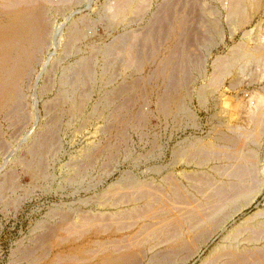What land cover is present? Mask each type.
I'll return each mask as SVG.
<instances>
[{"label":"rangeland","instance_id":"1","mask_svg":"<svg viewBox=\"0 0 264 264\" xmlns=\"http://www.w3.org/2000/svg\"><path fill=\"white\" fill-rule=\"evenodd\" d=\"M219 1L150 0V5L148 4V9H146V11L144 12L145 14L143 13L142 15H139L137 17H132V19L130 18L131 20H129L128 22L111 23L108 17V13H106L105 11H107L108 7L112 5L114 0H75L76 4L65 10L63 17L62 15L55 17V19H57L55 22V26L59 27L58 29L60 32H57V35L55 36L56 38L54 39V42L48 50L47 62L43 66L41 65V67H38V71L33 76L29 87H27L23 91L24 97L22 99L23 104L21 105V112L24 111V117L20 119L21 121L18 120L13 123V125L10 123L9 126H6L8 123H6L4 120H2L1 122L3 131L2 137H4V140L1 137L3 141L0 142L2 145L0 147V184L5 180V178H7V174L10 171H15V173H17L18 180L20 181H18V183H20V186L13 191V188H10V190L8 189L6 192L7 196L5 198L6 200L12 199V197H22L23 199L21 198L22 201L20 200V204L18 206H15L13 203V205L11 203H4V201L1 200L0 193V264H26L29 259H25L19 254V252L21 250L31 248L30 246L32 245H36L35 239L39 235L43 234V232L48 229V226H52L57 221H59L58 219L60 214H58L59 216L57 214L54 215L56 211L66 212V209H73L82 212V210L89 209L91 206L88 202L89 199L92 201L97 193L104 190V188L106 189L110 184L116 182L118 179H121L122 176L125 177L127 174V176L137 175V178L140 177L138 178L139 180H147L153 186L160 184L161 181H163L162 186L164 188L162 187V196L166 195V198L167 194H169V191L167 189L168 187H166L165 185V182L168 179L172 182L174 181L173 183L177 186L181 184L180 186L182 187H179L183 192L187 190V193L190 192L191 194L193 193L198 196L199 194L194 192V189H192L191 187V185L194 187L193 183L188 179L191 177L190 174L192 175V173H195L198 170H203L204 174L212 176L211 178L215 176L214 179L219 177L217 178L219 180L220 176H222L221 180H227L228 178L231 179L227 173L225 174L228 177L225 174H220L219 176V174L216 173V168L220 166V164L223 165L225 163L226 165H228V163L231 161L235 162L236 160L234 159L226 161L223 158L218 159V157L215 158L211 156L207 161L208 163H205L206 165L204 164V166H196L195 163L189 164L176 154V152L181 147H184L185 144L187 145L188 142H191L192 147L196 142L203 144L216 143L217 145H221L223 143L222 145H224V139H226L227 137L226 140H229L228 137H230V134L234 136L236 135L235 133H238L241 130H252L254 127H257L259 124L255 123L254 118L264 115V113H262L264 111V60H259L257 58H253L252 60H244L242 62L238 60V65H236V67L234 68L237 69L236 71L233 69L232 71L230 70V72L225 73V75L221 76L222 79L220 80H222V82H218L220 83L219 85H217V83H215L216 85L212 84V86L211 84H209V82H211L210 79L216 73V70H214L215 72H213V69H217V67L213 66H217L218 61L220 62L221 59L232 54L234 49V51H236L238 46H234L235 44L239 46L244 45L248 48H254L255 45L257 46L258 44H264V0H247L244 2L246 8L248 9H246V11L248 12V17L246 19L247 21L242 24L243 26L240 25V28H242L243 30L240 29L239 26L237 27L235 24H231L232 20H230L227 15V9L230 4V0ZM254 3H258V5H254ZM256 9L258 10V12ZM185 14H188L191 19L188 24L190 26H188L187 30L189 38L186 35L187 32H185L184 36H181L180 38L181 41L184 42V46L185 44H187L186 46H188V44H193L194 46L192 45L191 48L188 46L190 52L188 51V48L186 49V47L185 49H180V52L182 50L183 51L181 53L177 52V55L180 54L177 56L174 55L176 53H173L172 51L174 46L173 38L177 33L178 22ZM219 14H221L220 17ZM161 15L163 16L161 17ZM80 16L87 17L91 23L90 28L88 29L89 34H87L86 38L78 42V46L79 49L81 48V55L86 57H88L89 55V57L93 56L91 61L94 67V78L96 79V84L93 83L91 78H88L87 82H90V85L92 86L95 84V87L91 86L92 89L94 88V90H92V93L94 91V93L92 94V102L93 104H96V108L99 107L97 109V112H103V117L101 116L100 119L95 120L93 119L94 117L91 118L90 121L87 122L85 126H83V128L80 122H82L81 120H83L82 123H84L85 119L79 116H76L77 118L75 116L74 118L70 116L67 112V102L64 104L56 103V98L58 99L60 97L61 91H65L66 89H68L67 95H75L71 92L72 89L68 84L62 85L63 81L60 77H62L65 73L68 74L69 72H71L72 75L76 69H74L76 64L75 60L78 56L71 51H66L68 49L65 47L66 39L64 35L67 34L68 30L75 24V20H77V18ZM211 20L218 23L221 21L219 24L220 26L222 24L221 27L224 31H222L221 34H223L224 32V39H220L222 35L218 36L220 35L219 32L216 31V34L215 31L210 30ZM203 21L205 24L203 23ZM228 21L230 24L228 23ZM58 23H60V25ZM233 28H236V30ZM133 34H139V39L135 43L136 46L134 45L135 48L133 47V54L138 58L137 63H139L140 65L137 64V66H139H135V70L133 69V67L132 70H128L131 68L123 67L125 63L123 53L119 55L120 53L114 50L109 53L110 50L106 51L107 49L103 50V48L105 49L113 46L114 42L121 36L127 37ZM229 35L234 38L230 37ZM191 37L193 38V41L189 40L191 39ZM214 38L217 41L212 40ZM154 41L155 45L153 44ZM203 41L206 45L203 43ZM92 43L99 47V51L95 49V52L94 50L92 51L91 48H89V44ZM199 43L201 44L199 45ZM192 47L193 49L195 48L194 51H192ZM186 50L188 52H186ZM116 54L120 57H118ZM171 55H173V57L175 58L173 59L174 63L172 64H170L168 60ZM107 57H110V61L107 59ZM176 57H178L179 59H176ZM185 57L187 58V60ZM189 58L192 60H190ZM216 59H218V61ZM120 60H122L123 62ZM188 61L192 64L187 63ZM180 64L182 65L179 66ZM184 64L189 68L187 69L189 70L188 72L186 71V66ZM241 64L244 67H241ZM180 67L181 69L183 68V70L185 69L187 75H189L187 78V86H189L187 87V91L188 88L190 89V87L192 86L183 99L185 101L184 105L186 107V111L176 109V107L171 104V102H169L172 97H174L173 93H175L174 95H176L178 91L175 90V88L178 89L180 81H182L181 69H179ZM43 68L44 70H42ZM137 68H140V70H138ZM128 73L132 74L130 75ZM171 74L174 76H172ZM103 75L106 79L103 77ZM101 76L104 79L101 78ZM100 78L101 80H99ZM233 78H235L236 80ZM49 83H51V85ZM76 86L77 87L75 88L77 89L82 88L81 83H78ZM114 86L116 89L112 88ZM116 86H119L120 89H118L119 87L117 88ZM199 87L201 88V90L204 89L203 97L202 95L200 96L199 92L201 90L199 89ZM111 88L113 90H111ZM112 91H115V96H113L114 94L111 95L113 93ZM161 93L162 98H166L165 109H167V112H165L166 110H164V105L162 104V112H164V114L159 111L156 101L158 100ZM112 96L114 98H112ZM172 108L175 111L179 110L178 112L176 111L179 115L176 114V112ZM258 108H260L259 112L257 110ZM85 109V114L91 112L92 103H88ZM103 109L104 111H102ZM188 110L190 111L189 113ZM256 111L257 114L259 113L258 115L254 114ZM138 112H141L144 117L141 122L134 119ZM235 112L240 113L237 114ZM65 113L68 115H66ZM119 113H121V115H123L125 119L129 121L128 122L126 120L128 123L125 128L126 130L124 131L126 136L125 139H122L117 135V129L119 128V125L118 122L115 121V114L117 115ZM189 114L193 117H189ZM251 114L253 120L249 117V115L251 116ZM188 117L190 121L188 120ZM56 118L58 119L59 123L57 125L58 129L56 127L55 134L57 135L58 141H61L58 146L59 149L57 150L56 147L53 152L51 151L50 154L47 153L46 166L48 165V176L47 178H45L46 180L43 179L40 180L41 182L38 181L36 183H33V181L31 180L32 178L29 177L30 175L24 170L23 172L21 171L22 167L19 163H17L19 162L18 159L28 157V152L26 151V146L28 145V143L33 141L34 136L37 134V132H40V130L45 129L46 127L48 128ZM69 118H72L71 120L73 121L69 120ZM248 120L251 121L248 122ZM252 123H254L255 126H253L254 124ZM247 124L250 126H248ZM238 126L241 129H237L236 127ZM78 127H80L81 130H79ZM263 127L264 124L261 126V128ZM233 131H235V133H233ZM263 131L261 133L262 136L259 139L260 142L256 144V146L259 149V156H261L260 162H257V173L259 172L258 175L260 177L263 176L262 178L264 180ZM126 132H128V134ZM89 146L90 148L95 147L97 151L90 158H86L84 152L89 148ZM107 146L108 148L110 147V149H104ZM3 147L5 150L3 149ZM108 151H111L112 154ZM212 157L214 159H212ZM85 160L87 161V163ZM80 166H83L85 168L83 169V171H85V173H83V176L81 175V177L75 181H67L65 176L68 173L67 171L69 170V168L74 167L76 169ZM187 172L190 177H188ZM154 181H156V183ZM86 185L89 187H87ZM164 189H166L167 191L165 190L164 192ZM262 189L263 190H261L260 194L257 195L254 203L247 205L236 214H234L233 217L229 218V220L225 223L226 226H224V230L214 235L210 242L206 246L202 247L203 249L198 254V256L192 258L187 264H201L204 257H206L207 254L209 255L213 247H215L218 243H220V241H222L221 238H223V234H226V231H230L236 225L243 224L247 219L250 220L249 217L254 213H261L260 216L264 218V215H262L264 212V185ZM26 192L29 193V197H27L28 193ZM162 208L165 209L166 207L162 205ZM166 212L168 215H175L171 210L169 211V209L166 210ZM36 234L38 235L36 236ZM242 243L246 245L247 242L245 240V242L243 241ZM26 245L30 246L28 247ZM18 247L21 248L19 249ZM15 249H17V251ZM18 256L19 258H17Z\"/></svg>","mask_w":264,"mask_h":264},{"label":"bare ground","instance_id":"2","mask_svg":"<svg viewBox=\"0 0 264 264\" xmlns=\"http://www.w3.org/2000/svg\"><path fill=\"white\" fill-rule=\"evenodd\" d=\"M149 1L148 0H114L112 5H110L107 11L105 12L108 13V17L111 23L128 22L129 20L132 19V17L134 18V17H137L143 14L146 11V9H148L147 7L150 5ZM245 1L247 0H230L229 6L227 5L228 6L227 15L229 19L232 20V22L230 21L231 24L233 23L237 27L239 26V28H240V25L244 24V22L247 21L246 19L248 17V12L246 11L247 8H246V5L244 4ZM253 1H256V0H253ZM74 4H76L75 0H0V139L2 137V132H3L2 127H1L2 120L8 123L6 126H9L10 123L13 125V123L22 119V117H24L23 116L24 111L21 112L22 110L21 105L23 104L22 99L24 97L23 91L27 87H29L33 76L38 71V67L39 66L41 67V65L43 66L48 60V56H47L48 50L50 46L52 45V43L54 42L57 32L59 31L58 29L59 27L55 26V22L57 20L55 19V17L59 15H62L63 17L64 11L74 6ZM254 5H258V3H254ZM220 15L221 14H219V17ZM162 16L163 15H161V17ZM190 20L191 19L188 16V14L187 15L185 14L182 17V19H180V21L178 22L177 33L175 37L173 38L174 46H173L172 51L173 53H176L174 55H177V52L181 53L183 51L182 50L180 52V49H185V47L187 49L188 46L191 48V46L193 45V44L192 45L188 44V46H186L187 44H185L184 46V42H182L180 38L181 36H184L185 32H187L188 26H190L188 25ZM219 23L211 20L210 30L219 32L220 35L218 36L222 35L220 39H224L225 38V37L223 38L224 32L223 34H221L222 31L224 30H222L223 29L221 27L222 24L220 26ZM58 24L60 25V23ZM90 25L91 23L87 17L80 16L77 18V20H75V24L68 30L67 34L64 35L66 39L65 47L68 49L66 51H71L77 54L78 57L75 60L76 64H75L74 69L75 68L76 69L73 72V74L71 75V72H69L70 74L65 73L60 78L63 81L62 85L68 84L72 89V91L71 90L70 91L74 93L75 95L73 94L72 96L67 95L68 89H66L65 91H61L60 97L58 99L56 98L57 101L55 100L57 104H64L67 102L68 103L67 112L73 118L74 116L75 117L79 116L85 119L84 123H82L83 120H81L82 122H80L82 128L83 126H85L87 122L90 121L91 118L94 117L93 119L95 120V119H100L101 116L103 117L102 115L103 112H97V109L99 107L96 108V104H93L92 102L93 100L92 94L94 93V91L92 93V90H94V88L92 89V87H95V84H96V79L94 78V67L91 61L93 56L89 57L90 56L89 55L88 57H86V56L81 55L80 54L81 48L79 49V46H78V42L86 38L87 34H89L88 29L90 28ZM233 29L236 30V28H233ZM186 35L188 36V32ZM215 38L212 40H216ZM138 39H139V34H133L127 37L121 36L114 42L113 46L105 48V49L103 48V50H106V49H107L106 51L110 50L109 53L112 50H114L120 53L119 55L123 53L124 61H125L123 67L131 68L128 70H132V67H133V69L135 70L134 67L135 66L138 67L140 65L139 63H137L138 58L133 54V47L135 43L138 41ZM189 40L193 41V38L191 37V39ZM220 42H223V41H220ZM154 43L155 41L153 42V44ZM200 44L201 43H199V45ZM234 46L236 47L238 46V48L236 49V51H234L235 50L234 49L232 54L221 59L220 62L218 61V59H216L218 61L217 66L214 65L213 67H217V69L212 68L213 72H215L214 70H216V73L210 79L211 82H209V84H211V86L212 84H215V83L219 85L222 82V80H220L222 79L221 76L225 75V73L230 72V70L232 71L236 67V65H238L237 64L238 60L241 62L244 60H252L253 58L264 60V44H258L257 46L255 45L254 48H250V47L248 48L244 45L239 46L236 44ZM89 48H91L92 51L93 50L95 51V49L98 50L99 47H97L96 45L92 43V44H89ZM194 50L195 48L192 51ZM188 51L190 52L189 48H188ZM188 51L186 50V52ZM109 58L107 57L108 60ZM217 58H220V57H217ZM173 59H175L173 55H171V57L168 58L170 64L174 63ZM176 59H179V58L176 57ZM187 63H190V62L188 61ZM137 64L139 65L137 66ZM242 64H241V67H244ZM181 65L182 64H180L179 66ZM185 68H186V71L188 72L189 70L187 69L189 68L187 66ZM137 69L140 70V68H137ZM179 69H181V67ZM42 70H44V68ZM152 70H151V73H152ZM234 70L236 71L237 69H234ZM186 71L185 69L183 70V68L181 69L182 81L179 80L180 85L178 89L174 87L175 90H178V91L176 95H174L175 93H173L174 97H172L170 101L168 100L169 102H171V104H173L176 107V109H179V110L181 109L185 111H186V107L184 105L185 101L183 99H184V96L187 95V92L192 87L191 86L190 89L188 88V91H187V87H189L187 86L188 84L187 78L189 75H187ZM238 75H239V72H238ZM103 77L101 76V78ZM88 78H91L93 83H95L93 86L90 85V82H87ZM101 78L99 80H101ZM59 83H60V80H59ZM78 83H81L82 85L81 89L75 88L77 87L76 85ZM49 84L51 85V83ZM231 84H234V83H231ZM116 87L118 88L119 86H116ZM112 88H115V86ZM112 88L111 90H113ZM263 88H264V85H263ZM118 89H120V87ZM199 89L201 90L200 87ZM114 92L110 94L113 95ZM199 93H200V96L202 95L203 97L204 89H202ZM107 94H108V91H107ZM113 96H115V94ZM113 96L112 98H114ZM154 97H155V94H154ZM156 101H157V107L159 111L162 114H164V112H162V109L164 108V110H166L165 112H167V109H165L166 108V105H165L166 98H162V93L160 94L158 100ZM88 103L89 104L92 103V111L90 110L91 112L85 114V110H86L85 107ZM162 104L164 105L163 108H162ZM259 109L260 108L257 109L258 112H259ZM179 110H176V111L178 112ZM102 111H104V109ZM177 112L176 114H178ZM189 112L190 111L188 110V113ZM239 113L240 112H238L237 114ZM262 113H264V111ZM252 114L251 116L249 115L250 118H252ZM254 114H257V111ZM190 116L193 117L192 115L189 114V117ZM189 117H188V120L190 121ZM143 118L144 117L141 112H138L136 116L134 117L136 121H140V122L143 120ZM71 119L72 118H69V120ZM126 120L127 119H125V117L121 115V113L117 115L115 114V121L118 122V125H119V128L118 129L116 128L117 135L122 139H125L126 137L124 131L126 130L125 128L127 126V123L129 122L128 120H127L128 122ZM254 120L256 124L260 125V126L258 125L259 127L258 126L254 127L252 130L244 129V130L239 131L238 133H235V131H233V133H235L236 135L233 134L234 136H232L230 134V137H228L229 140H226L227 139L226 137V139H224L225 141L224 145H222L223 143L221 145H217L216 143L203 144V143L196 142L192 147L191 142H188L187 145L185 144L184 147H181L177 151L178 153L176 152V154L180 158L184 159L189 164L195 163L196 166L197 165L204 166V164L208 161V159L211 156L215 158L218 157V159L223 158L226 161L234 159L237 162L231 161L232 163L229 162L231 164L228 163V165H226L225 163L223 165L220 164V166L217 165L218 167L216 168V171H217L216 173H218L219 176L220 174L227 173L231 179L228 178L229 180L228 179L221 180L222 176H220L219 180L217 179L219 178L217 176H216L217 178L214 179L215 176L211 178L212 176L204 174L203 170H200V171L198 170L197 172H195L196 171L195 169L194 171L195 173L191 172L192 175L189 173L191 177L188 175V172H187V175L188 177H190L188 179L194 185V187L191 185L192 189H194V192L199 194L198 195L199 197L193 193L192 194L190 192H189L190 194L187 193L186 192L187 190L183 192L180 189V187H182L180 186L181 184L179 185L180 186L179 187L173 183L174 181L172 182L171 180L168 179L166 182L164 181L166 187H168L167 189L170 194V195L167 194V198H166V195L162 196V191H163L162 182L163 181H161V183L157 185H155L156 181H154L155 186H153L147 180H142V179L139 180L138 178L140 177L137 178L136 177L137 175L127 176L128 175L127 174L125 177L122 176L121 179H118L116 182L110 184L106 189L104 188V190L97 193V195L94 196L95 198L93 197L94 199L92 201L89 199L88 202L91 205L89 209L82 210V212L81 211L79 212L78 210H73V209H66L65 210L66 212L56 211L54 215L60 214V216L58 215L59 221H57L52 226L51 225L48 226V229L46 231L44 230L45 232H43V234L39 235L35 239L36 245L33 246L32 244H30L32 245V246L29 245L31 248H28L26 250H21L19 254L23 256L25 259H29V261H27L28 263L24 260L26 264H187L192 258L198 256V254L203 249L202 247L206 246L210 242L212 237H214V235L224 230V226H226L225 223L229 220V218L233 217L234 214H236L242 208L246 207L247 205L251 203H254L257 195L260 194L261 190H263L262 189L264 185V180L262 178L263 176L260 177L258 175L259 172L257 173V165H258L257 162H260L261 156H259L260 153H259V149L256 146V144L260 142L259 139L262 136L261 133L264 127L261 128V126L264 124V115L254 118ZM250 121L248 120V122ZM58 123H59L58 119L56 118L53 120L51 125L49 124L50 126L48 128L46 127L45 129L40 130V132H37V134L34 136L33 141L28 143V145L26 146L28 157L18 159L19 162L17 163L21 165L22 167V169L20 168L21 171L22 172L23 170L26 171L30 175L29 177L32 178L31 180L33 181V183L43 180L47 178L48 176V172H47L48 165L46 166L47 153L50 154L51 151L53 152L56 147L58 150L59 143L61 142V141L60 142L58 141L57 135L55 134V130H56ZM104 124H105V121H104ZM21 126H22V123H21ZM239 126L236 128L238 129ZM253 126H255V124ZM80 127H78L79 130H81ZM245 128H246V125H245ZM126 133L128 134V132ZM2 138L4 140V137ZM3 140L1 139L0 142ZM1 146L2 145L0 143V147ZM104 149H110V147L108 148L107 146ZM96 151L97 149H95V147L90 148L89 146V148L84 152L85 157L90 158L92 155L96 153ZM108 152L112 154L111 151H108ZM213 157L212 159H214ZM83 169H85L83 166H80L79 168H76V169L74 167L69 168L68 171L66 170L68 173L66 174L65 178L67 179V181H72V180L75 181L78 178H80L81 175L83 176V173H85ZM7 175H8L7 178H5V180L2 181L0 184L1 200L4 201V203H8V204L13 203L15 206H18L20 204V200L22 197H14V198L12 197V199H9V200H6L5 198L7 196L6 192L8 189L10 190V188H13L12 189L13 191L20 186V183H18L19 180L17 177V173H15V171H10ZM165 190L166 189H164V192ZM28 195L29 193L27 194V197H29ZM162 205L166 208L165 209L162 208ZM168 209L169 211L171 210L172 213H174L175 215L174 216L168 215L166 212V210ZM260 215L261 213H254L252 216L249 217L250 220L247 219L248 221L247 220L244 221L243 224L236 225L230 231H226V234H223L224 236L222 235L223 236V238H221L222 241H220V243H218L215 247H213L209 255L207 254V256L204 257V259L202 258L203 260L201 259L202 260L201 264H264V244H261V243H264V218ZM262 215H264V212ZM51 220H54V219H51ZM37 235L38 234H36V236ZM245 240L247 242L246 245L242 243L243 241L245 242ZM18 248L20 249L21 247H18ZM15 250L17 251V249ZM17 258H19V256Z\"/></svg>","mask_w":264,"mask_h":264}]
</instances>
